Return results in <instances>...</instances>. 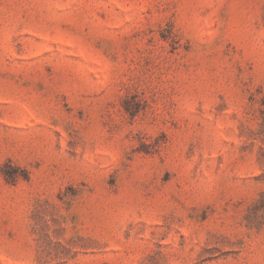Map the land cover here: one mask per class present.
<instances>
[{
  "label": "rangeland",
  "instance_id": "374dc122",
  "mask_svg": "<svg viewBox=\"0 0 264 264\" xmlns=\"http://www.w3.org/2000/svg\"><path fill=\"white\" fill-rule=\"evenodd\" d=\"M0 264H264V0H0Z\"/></svg>",
  "mask_w": 264,
  "mask_h": 264
}]
</instances>
